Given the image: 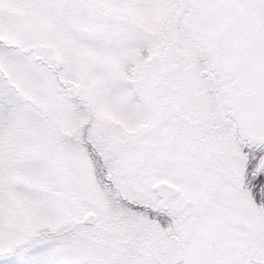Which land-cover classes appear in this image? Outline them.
<instances>
[{
	"label": "snow or ice",
	"instance_id": "6c2138e0",
	"mask_svg": "<svg viewBox=\"0 0 264 264\" xmlns=\"http://www.w3.org/2000/svg\"><path fill=\"white\" fill-rule=\"evenodd\" d=\"M0 264H264V0H0Z\"/></svg>",
	"mask_w": 264,
	"mask_h": 264
}]
</instances>
